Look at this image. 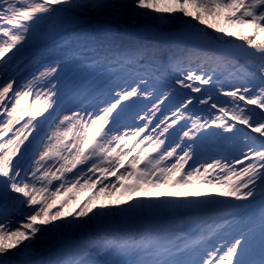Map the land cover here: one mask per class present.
Instances as JSON below:
<instances>
[{
  "label": "snow or ice",
  "instance_id": "6c2138e0",
  "mask_svg": "<svg viewBox=\"0 0 264 264\" xmlns=\"http://www.w3.org/2000/svg\"><path fill=\"white\" fill-rule=\"evenodd\" d=\"M0 264H264V0H0Z\"/></svg>",
  "mask_w": 264,
  "mask_h": 264
},
{
  "label": "rangeland",
  "instance_id": "374dc122",
  "mask_svg": "<svg viewBox=\"0 0 264 264\" xmlns=\"http://www.w3.org/2000/svg\"><path fill=\"white\" fill-rule=\"evenodd\" d=\"M130 26H135V25H131ZM91 189H86L83 191H79L78 193V197H73V201H75L77 198L79 199V201H82V199L86 198L90 193H91ZM155 191V190H153ZM159 191L162 192H170V191H174V189L172 188H168V187H162L161 189H159ZM189 191H199L201 193H205V194H215L219 192V187L218 186H211V185H207V184H203V185H199L193 188H190ZM127 199V198H125ZM72 205V202H70V207Z\"/></svg>",
  "mask_w": 264,
  "mask_h": 264
},
{
  "label": "trees",
  "instance_id": "16d2710c",
  "mask_svg": "<svg viewBox=\"0 0 264 264\" xmlns=\"http://www.w3.org/2000/svg\"><path fill=\"white\" fill-rule=\"evenodd\" d=\"M132 25V24H131ZM136 26V25H135ZM84 199H82V201H83Z\"/></svg>",
  "mask_w": 264,
  "mask_h": 264
}]
</instances>
